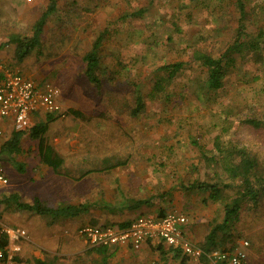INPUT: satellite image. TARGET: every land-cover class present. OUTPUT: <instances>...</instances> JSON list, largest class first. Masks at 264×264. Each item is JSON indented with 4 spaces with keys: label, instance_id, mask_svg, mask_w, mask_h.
Segmentation results:
<instances>
[{
    "label": "rangeland",
    "instance_id": "obj_1",
    "mask_svg": "<svg viewBox=\"0 0 264 264\" xmlns=\"http://www.w3.org/2000/svg\"><path fill=\"white\" fill-rule=\"evenodd\" d=\"M48 1L3 0L0 59L37 83L51 82L60 88L63 114L48 119L47 113L38 110L31 125L48 119L45 136L68 161L80 157L104 167V159L113 163V169L121 168L123 176L133 181L138 178L141 183L150 181L161 189L190 185L195 180L217 183L225 203L243 192L239 177L231 176L227 169L228 152L237 148L250 150L258 159L260 171H264V126L255 127L245 121L264 119V42L255 41V50L246 52L244 58L238 57L218 90L208 87L207 68L199 61H191L195 50L218 56L234 41L239 12L233 1L58 0L40 43L18 59L13 35L31 36L33 24ZM245 2L247 34L242 41L248 42L260 28L264 31V0ZM138 8L146 12L124 18L125 13ZM105 29L98 69L102 86L98 88L85 75L83 57ZM258 51L261 57L254 54ZM178 61L185 63L184 68L168 80L159 67ZM162 77V89L155 88ZM138 91L144 106L139 115H133ZM21 147L23 152L13 156L25 165L24 172L0 160V173L9 180L7 186L11 185L10 177L1 166L14 168L13 174L20 178L15 177L13 184L23 196L30 194L36 182L39 186L33 192L45 204L63 201L48 189L50 181L62 185L61 177L49 172L36 180L38 141L27 132ZM221 150L226 157L221 156ZM206 154L211 160L205 161ZM235 159L238 162L240 158ZM110 166L104 170L109 168L111 172ZM111 173L105 174L110 177ZM87 187L85 195L80 191L82 185H73L65 202L78 203L96 195L97 190H92L96 183ZM10 193L5 185L0 186V197ZM257 199L254 202L249 195L243 198L238 220L221 231L222 244L216 248L232 250L247 240L252 245V264H264V194ZM5 207L0 202V222L6 224L26 228L46 219ZM76 254L79 253L73 256ZM87 256L92 255L87 252ZM84 258L81 257L83 261Z\"/></svg>",
    "mask_w": 264,
    "mask_h": 264
},
{
    "label": "crops",
    "instance_id": "obj_2",
    "mask_svg": "<svg viewBox=\"0 0 264 264\" xmlns=\"http://www.w3.org/2000/svg\"><path fill=\"white\" fill-rule=\"evenodd\" d=\"M2 6L3 0L0 7L2 8ZM1 57H3L2 49H0ZM23 73L26 74L25 72ZM63 112L62 109L61 113L55 115H61ZM32 119L34 118L32 117ZM47 120L40 123H48ZM37 124L39 123L34 125ZM34 125L32 124L31 127ZM10 130H12V135L15 129L13 124L7 121L4 134H7ZM51 145L63 158L62 166L55 169L47 165L41 160L38 150L40 162L35 177L36 180H40L49 172L61 177L64 180L62 185L50 181L48 189L63 201H58L53 205H46L57 208L66 204H75L82 205L87 210L82 211L77 216L57 217L40 215L35 211H29L39 216H45L46 219L40 224L26 227L28 229V237L23 238L22 251L16 256L17 264H38L37 261L39 260L54 261L56 264H220L205 256L200 258L187 256L180 248L173 247L158 238L145 241L140 248H134L130 245L92 246L84 236L79 234L78 230L81 226L87 224L94 226L115 225L122 228L130 225L135 218L142 214L159 216L168 211H177L185 214L188 218V222L183 226L185 236L193 243L208 250V235L216 225L222 224L225 220V201L221 191L219 195L216 193L217 196H215L211 193V190L200 188L199 184L203 182L201 180H195L190 185L184 183L170 189H167V187L161 189L160 186H152L150 181L141 183L138 178L133 181V179L123 176L120 174L121 168L113 169V163L104 159L102 164H107L104 167L91 161H88L91 166H87L89 165L87 160L80 157H77V159L74 157L73 160L71 159L73 162H70V160L66 159L63 151H60L53 144ZM21 152H23L22 147L18 153L11 155L2 153L0 154V160L3 162L5 160V162L7 161L6 163H11L17 171L24 172L25 165L17 162L13 156ZM19 165H22L23 170L19 169ZM107 166L111 167L112 173L109 172V168L104 170ZM125 167H123V170ZM14 168L10 169L6 166H1V169L7 171L6 173L9 174L11 181V185H3L11 193L0 197V202L4 197L17 194V199L21 202L32 203L38 197L45 203L42 198L36 196L37 194L33 192L39 186L36 182H33L34 187H36L32 189L30 194L23 196L20 189L13 184L16 183L14 179L17 177L13 174V172H16L15 170L13 171ZM124 172L127 173L128 171ZM10 173L13 174V177L12 175L10 176ZM105 173L107 175L111 173L112 176L109 177ZM91 183L97 184V187H92L93 191L97 190L96 195L86 196L83 201L78 203L65 202L73 185H82L83 188L80 191H84V194L87 195V186L91 187ZM17 185L21 186L20 183ZM5 206V209L27 211L18 208L15 202ZM89 214H91L90 217H88ZM10 224L16 225L15 223ZM219 232L218 240L221 233ZM219 244H222V242L218 241L216 246H211V249L216 248ZM73 247L76 250L73 251ZM100 248L102 249L100 250ZM251 248L252 245L249 244L247 247L249 263L247 262V264H252ZM87 252L92 256L88 257ZM75 253L79 254L73 256ZM77 256H80V258L77 259ZM81 257H85V261Z\"/></svg>",
    "mask_w": 264,
    "mask_h": 264
},
{
    "label": "trees",
    "instance_id": "obj_3",
    "mask_svg": "<svg viewBox=\"0 0 264 264\" xmlns=\"http://www.w3.org/2000/svg\"><path fill=\"white\" fill-rule=\"evenodd\" d=\"M57 1L58 0H49L46 9L42 12L39 18L33 24V33L31 36L23 35H13L12 40L17 43L16 53L18 59H23L25 56L31 53V51L40 43L41 36L44 33V27L49 19V17L56 12L57 10ZM235 3L236 8L239 12L237 34L234 41L226 47V49L218 56L212 55L207 52H202L200 50H195L194 54L191 57V61L201 62L208 71L207 83L208 87L212 90H218L223 87L224 79L226 77L227 71L230 67L236 62L238 57L244 58L246 52H251L255 50L257 44L264 42V31L259 29L255 38L251 41L244 42L242 37L244 34H247L246 20L248 18V11L246 9L245 0H231ZM146 12L145 8H138L132 12H127L124 14V18L137 17ZM107 29L99 33L95 38L91 49L84 55L83 59L86 64L85 75L90 82H93L98 88L102 86V80L98 76V69L100 67V48L102 46L105 34ZM257 51V50H256ZM257 57H261L260 51L255 52ZM237 55V56H236ZM185 66L183 62H173L163 64L159 67V70L163 71L167 75L168 80H172L175 75L181 71ZM163 79L160 78L155 84V88L162 89ZM137 105L132 111L133 115H139L140 110L143 108V98L138 91L137 95ZM77 113V111H74ZM52 115L49 113L48 119H52ZM248 124L261 127L264 126V119H246ZM47 123H39L31 127L28 131H13L9 139L4 141L0 146V154L7 153L9 155L13 153H18L21 150V140L22 136L26 132H30V135L33 139L38 141V150L41 160L49 166L54 167L55 169L60 168L63 163V158L57 153L54 147L48 142L45 137V132L47 131ZM219 140L217 139V143ZM225 154V153H224ZM221 150V156L226 157ZM226 159L229 161L227 169L229 170L231 176L239 177L242 183L243 192L239 196L233 198L232 201L226 202L225 207V220L222 224L216 225L210 232L207 238V249L210 250L211 246H216L218 240V232L225 231L229 229L232 224L238 220L239 211L242 207V200L247 195L251 196L254 199V202L258 201V196L264 194V171H260V165L258 159L255 156H252L250 150L245 148H237L234 151H230L227 154ZM239 157V161L236 162L235 158ZM212 158H215L212 156ZM205 161L211 160L208 155H204ZM19 169L23 170L22 165H19ZM200 188L204 190H211V193L215 196L216 193L219 195L220 188L217 183H205L201 182L199 184ZM228 186V185H226ZM213 195V196H214ZM17 194H12L8 197H4L1 200V203L9 205L12 202H15L17 207L27 211H35L40 215H49V216H77L82 211L87 210L82 205L75 204H66L59 206L57 208L49 207L43 203L38 197L34 199L32 203L21 202L17 199ZM219 232V233H220ZM220 242V241H219ZM102 248H100L101 250ZM17 260V258H15ZM38 264H56L54 261H37ZM225 264V263H220Z\"/></svg>",
    "mask_w": 264,
    "mask_h": 264
},
{
    "label": "built area",
    "instance_id": "obj_4",
    "mask_svg": "<svg viewBox=\"0 0 264 264\" xmlns=\"http://www.w3.org/2000/svg\"><path fill=\"white\" fill-rule=\"evenodd\" d=\"M61 91L51 82L37 83L19 68L0 59V140L4 137L5 123L10 121L17 131L31 127L35 113L59 114ZM39 110V111H38ZM8 178L0 173V185L7 184ZM188 222L185 214L168 211L162 215L142 214L127 227L115 225H83L78 232L92 246L130 245L140 248L149 239H161L178 247L190 257H207L217 263L247 264L249 241L245 240L235 249L212 248L205 250L188 239L183 226ZM28 229L20 225L0 223V264H14L17 254L22 251L23 238Z\"/></svg>",
    "mask_w": 264,
    "mask_h": 264
}]
</instances>
